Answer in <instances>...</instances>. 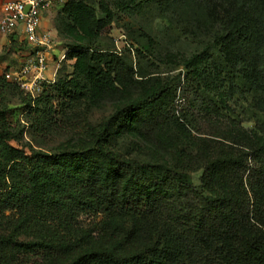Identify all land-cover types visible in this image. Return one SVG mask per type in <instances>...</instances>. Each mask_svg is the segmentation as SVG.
Segmentation results:
<instances>
[{"label":"trees","instance_id":"obj_1","mask_svg":"<svg viewBox=\"0 0 264 264\" xmlns=\"http://www.w3.org/2000/svg\"><path fill=\"white\" fill-rule=\"evenodd\" d=\"M116 6L156 11L201 44L160 59L185 68L188 110L176 112L180 76L98 44L113 12L68 0L56 28L73 76L36 98L0 77V264H264V0ZM139 44L140 60L154 54L155 43ZM250 94L249 132L245 121L212 117ZM12 97L28 117L42 115L32 126L49 125L54 98L64 113L106 102L112 112L54 151L28 152L12 145L24 132L7 120Z\"/></svg>","mask_w":264,"mask_h":264},{"label":"rangeland","instance_id":"obj_2","mask_svg":"<svg viewBox=\"0 0 264 264\" xmlns=\"http://www.w3.org/2000/svg\"><path fill=\"white\" fill-rule=\"evenodd\" d=\"M6 1L0 0V16L2 6ZM81 1H86L101 13L104 12L105 7L114 13L113 21L100 32L98 44L101 47L114 49L120 54H130L135 67L140 63L143 70L151 71L162 77H181L180 81H176L175 106L178 115L181 112H186L191 100V93L185 87L187 72L181 65L174 68L173 65L161 63L160 59H164L172 53L184 56L191 55L200 48L201 44H196L195 40L181 36L178 28L169 25L166 19L158 18L156 11L149 16L140 13L129 14V12L117 8V0ZM218 1L212 0V5L216 6ZM64 4L53 7L42 23L43 29L52 31L56 39V51L54 52V62H56L54 70L56 72L51 79L42 82L41 90L36 97L41 96L45 90L47 93L52 92L53 85L59 77L70 79L73 76L75 60L68 58L65 42L60 38L56 28V21ZM1 37L0 34V77L4 76L6 78L7 73H13L19 68L21 60L25 57L23 54L29 50V45L19 35L6 37L5 41H1ZM150 41L155 43L154 54L140 60L137 49L142 46L139 43L144 45ZM62 55H65L66 58L59 62ZM58 103V99L54 98L52 101L53 110L47 117V121L51 119L48 122L49 125L37 124V126H32L33 123L40 121L42 115L32 113L28 117L26 105L22 103L21 99L12 97L8 103L7 120L14 127L17 126L18 130L24 129L20 140L13 141L12 145L23 148L28 152L30 147L38 150L54 151L60 144H67L80 137L84 129H89V126L101 125L112 112L111 102L103 103L92 110H87V105L79 103L75 107L66 110L65 113L62 112V108ZM221 113L224 116L220 114L217 117V114L214 113L212 117L225 121H227V118L245 121L243 126L249 132L257 119L255 116L257 111L253 106V94L241 98L234 96L228 102V110L221 111ZM195 182H198L197 176ZM250 191L252 194L251 189ZM81 221L86 224L89 219L83 217Z\"/></svg>","mask_w":264,"mask_h":264},{"label":"built area","instance_id":"obj_3","mask_svg":"<svg viewBox=\"0 0 264 264\" xmlns=\"http://www.w3.org/2000/svg\"><path fill=\"white\" fill-rule=\"evenodd\" d=\"M64 3L66 0H10L1 9L0 34L5 37L22 36L29 45L22 65L5 76L33 98L39 94L42 82L49 79L46 75L56 50L53 32L44 30L42 23L53 7ZM65 58L62 55L59 62Z\"/></svg>","mask_w":264,"mask_h":264},{"label":"crops","instance_id":"obj_4","mask_svg":"<svg viewBox=\"0 0 264 264\" xmlns=\"http://www.w3.org/2000/svg\"><path fill=\"white\" fill-rule=\"evenodd\" d=\"M7 1H10V0H7ZM47 15V14H46ZM46 15H45V17H46ZM45 19V18H44ZM43 22H44V20H43ZM2 39H1V41H5L6 40V37L5 36H2L1 37ZM56 51V50H55ZM54 51V52H55ZM27 53L28 52H26V53H24L23 55L25 56L24 57V59L23 60H21V62H20V66L22 65V63L24 62V60L26 59V57H27ZM56 56V55H55ZM55 65H56V62H54V59L52 60V62H51V64H50V67H49V70H48V73H47V78H52V76H53V74H54V72H55ZM19 66V67H20Z\"/></svg>","mask_w":264,"mask_h":264},{"label":"water","instance_id":"obj_5","mask_svg":"<svg viewBox=\"0 0 264 264\" xmlns=\"http://www.w3.org/2000/svg\"><path fill=\"white\" fill-rule=\"evenodd\" d=\"M29 8H27V10H28Z\"/></svg>","mask_w":264,"mask_h":264}]
</instances>
